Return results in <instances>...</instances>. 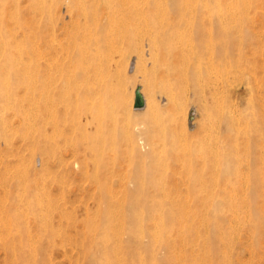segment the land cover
I'll use <instances>...</instances> for the list:
<instances>
[{
  "label": "bare ground",
  "instance_id": "bare-ground-1",
  "mask_svg": "<svg viewBox=\"0 0 264 264\" xmlns=\"http://www.w3.org/2000/svg\"><path fill=\"white\" fill-rule=\"evenodd\" d=\"M210 1L220 3V0H0V125L9 131L18 122L16 133H19L24 143H30L26 153L18 154L16 151L11 160L22 161V172L30 173L32 167L25 163L26 155L39 148L46 166L57 174H71L74 169L83 174L89 151L95 155L103 152L102 143L91 147L85 143V140L93 141L94 136L96 139L100 131H95L97 134H91L87 140L89 134H86V128L92 125L101 130L102 126L107 128V125L117 123V107L127 110V113L124 112L129 117L135 115L134 90L130 91L127 98L120 90L122 82L126 81L124 76H127V66L124 63L128 60L127 56L130 59L135 57L137 69L146 68L148 60L154 67H167L169 82L180 87L190 79L192 92L200 101L198 107L204 114L207 113L210 110V97L211 102L214 99L212 94L210 96V22L214 23L216 32L224 34L228 33V22L233 18L221 13L215 16L216 20L210 21ZM230 3L233 4V0ZM62 10H65V17L59 14ZM139 88L145 99L143 107L149 108V96L145 88ZM186 90L183 87V93L177 99L167 93L164 96L168 104L167 114L171 115L174 124H180L183 138L188 135L187 130H183ZM233 94L236 99L239 97L238 91ZM236 103L232 100L231 107ZM152 104L150 112L142 118L145 126L139 132V129L136 130L139 136L141 134L148 140L165 135L163 132L166 131L161 119L165 109L155 101ZM84 108L88 109L87 113ZM252 125L257 130V121ZM110 126L108 130L113 129H109ZM237 127L230 111L226 112L221 119L223 144L220 147L229 155L237 149ZM114 130L112 135L117 131ZM37 132L38 137L35 135ZM206 137L210 138L211 134ZM177 138H173V147L170 149L175 161L182 159L181 162L187 160L191 163L190 160L198 152L204 153L207 160L210 157V142L205 143L207 138L201 141V148L188 142L187 138L183 143ZM5 140L8 141L7 138ZM163 170L155 164L138 163L132 174L138 192L145 194L147 182L160 187V182L155 181L152 175L146 182L143 174H158ZM98 174L95 171L91 176L96 182L99 180ZM43 182H34L31 174H0L1 264H56L55 255L67 252L69 240L61 227L63 221L68 220L66 206L48 198L50 193L45 190L46 184ZM61 199H70L64 188ZM139 202V199L132 201L130 207L122 209L121 215V212L114 213L107 207L102 219L86 212L84 220L87 230L80 242L76 243L82 259L79 260L80 264H213L216 250L220 252L221 247L226 246L233 236V230L224 228L222 223L231 218L226 215L210 217L208 207L203 212L204 223L199 226L193 220L195 217L187 214L186 208H164L166 202L156 199L150 206L139 209L136 208ZM220 210L218 206L213 211ZM55 214L58 217L57 224L54 223ZM38 219L39 229L31 224V220L35 222ZM148 219L154 221L147 222ZM213 222L214 236L210 237V225ZM227 256L224 251V264H228Z\"/></svg>",
  "mask_w": 264,
  "mask_h": 264
},
{
  "label": "rangeland",
  "instance_id": "rangeland-1",
  "mask_svg": "<svg viewBox=\"0 0 264 264\" xmlns=\"http://www.w3.org/2000/svg\"><path fill=\"white\" fill-rule=\"evenodd\" d=\"M245 1L236 0L235 2V0H233L235 8L233 4L230 3L232 0H220V3L210 1V21L211 19L216 20V17L220 16L221 13H224L227 18H233L228 22V33L224 34L216 32L214 23L210 22V96L212 94L214 99L211 102L212 99L210 97V110H208L207 113L204 114V112L199 109L198 106L200 101L192 92V81L190 79H188L187 83L184 81L182 87H180L176 84H172L171 81L169 82L170 79L167 67L159 65L154 67L148 60L146 65L147 70L146 68L137 69L134 64L135 57L130 59L131 57L127 56L126 59L128 60H125L126 62L124 63V65L127 66V76H124V80L126 81L122 82L120 89L122 95L124 94L123 96L127 98L131 90H134L135 92L137 87L145 88L144 91L148 94L150 99V107L134 108L133 106L134 117H132L133 115L129 117L128 114H125V112L127 113V110L117 107L118 110L116 109V117L118 118H116V122L119 120L117 122L118 124L113 123L111 126L107 125V128L102 126L101 130L99 128V130L94 128L92 125L88 126L86 128L87 133L85 132L86 134H89L86 138L87 140L91 138V134H97L95 131H100L101 133L105 130L103 131L104 133L102 132V136L100 133L96 135V139L94 136L93 141L91 140L90 142L85 140L87 146L90 144L89 147L94 144L100 146L102 143L101 150H103V152L101 151L95 155L93 152L91 153V151H89L87 163L86 165L84 164L83 174L75 169L71 174H57L56 171H52L51 168L46 166L45 161L42 159L44 155H41V153L39 154V148L30 155H26L27 158L25 163H29L32 167V172L23 173L22 161L15 162V160L11 159L14 158L13 154L16 153V151H18V154L26 153L30 143L29 141H25L24 143L20 138L19 133H16L19 128L18 122L14 123L15 126L13 124V129L9 131L5 130V128H2L0 125V174H31V179H33L34 182L42 183L44 181L43 184H46L45 190L50 193L48 196L49 199H54L56 203H62L66 206L68 220H64L61 227L63 233L69 240L67 241L69 244L67 245L66 253L63 254V252H61L55 255L54 261L56 264H80L82 259L80 258L81 256H79L80 254L78 253L76 243L80 242L87 230L86 222L84 220L87 216L86 212L91 216L97 215L96 217L98 219H102L104 209L109 207L113 212H121V215L122 209L126 210L127 207L132 205L131 202H134L136 199L140 200L139 204L136 206V208L139 209L150 206L149 204H152L156 199L166 202L163 206L164 208L172 207L176 210H178L177 208H186V210H188L187 214L195 217L193 220L199 226L204 223L202 216L205 214L203 212L207 210L206 207L210 209V217L214 215L228 216V218H231V221H220H223L224 228L233 230L234 237L232 236V238L229 239L226 246L221 247L220 252L219 250H216L214 253L215 259L213 260V264H224V259L222 257L224 251H226L228 255V260L226 261L228 264H264V0ZM226 2L229 3L226 4ZM219 4L221 5L219 6ZM219 7L221 10H219ZM59 14L65 17V10L60 11ZM254 27L256 28L254 29ZM141 74L142 77L140 76ZM147 79H149V82ZM257 86H259V88ZM183 87H186L187 89L185 91L186 94L184 92V96L187 95V101L186 117L184 116L185 119H183V122L185 121L183 130H187L186 132L188 134L187 137H184L185 139L181 133L180 124H174L171 115L168 116L166 110L168 109V104H166V99L164 98L165 95L171 94L174 96L173 98L177 99V97L181 96L183 93ZM218 89L220 94L218 93ZM237 91L239 92V97L236 99L235 94L233 93ZM220 100L222 101L220 102ZM232 100L237 103L231 107L230 104ZM154 101L159 103L160 106L162 105L161 107L165 109L162 115H160L162 116L161 119L164 122L166 131L163 132L165 135L155 137L154 139H151V142L150 139L148 140L141 134L139 136L138 132L141 130V127L145 126L143 125L144 123L142 124V118L144 114L150 112L149 109L152 107ZM243 101L244 103L242 104ZM84 109L87 113L88 109ZM229 111L234 117L236 127L238 126L236 131H239V133H237V149H235L231 155L227 154L220 147L223 144V138L221 137L220 132L221 119L223 115ZM235 113L237 114L235 115ZM256 121L257 130H254L255 126L252 125V123ZM108 126H110L109 129H113L108 130ZM113 126L116 127L115 130ZM37 127H39V125H37ZM90 128L92 129L90 130ZM126 129H132V131H127ZM106 130L111 133L108 131L106 132ZM113 130L117 131L113 132L112 135ZM136 130H138V132ZM32 132L34 133V129ZM209 133L211 134L210 138L206 137ZM126 134H128L127 139L125 137ZM35 135L38 137V132ZM98 135H100V137ZM194 135L195 137H193ZM175 136L178 137L177 139L179 141H182H180L181 143L187 138V141L189 140L188 142L193 143L197 148H201V141L203 139L206 140L207 138L208 140L205 141V143L209 144L208 142H210V157L207 160L204 153L198 152V154L196 153V157H194L193 160H190L191 163L187 160L181 162L182 159L181 161H175L173 157L174 154L170 150L173 147L172 140ZM6 138L8 139L7 142L5 140ZM111 140L112 142H110ZM211 143L213 146H211ZM215 145L219 148L216 147L211 149V147L213 148ZM14 146L17 147L16 150L13 149ZM147 150H150V152ZM212 151H215V153ZM164 158H168V160H164ZM166 161H169V163ZM214 162L217 163V165ZM138 163L146 165L155 164L164 169L163 172L160 171V173H158L159 175L143 174L145 181L152 175L155 181L158 183L160 182V187L157 188L150 182L146 181L145 194L138 192L135 183L136 181H134L135 176H133ZM167 164L168 166L166 168ZM11 165L14 167L12 166V168ZM226 169H228V171H226ZM95 171H98L99 173L98 182L94 181L91 177ZM125 175H127V180ZM188 186L190 190H188ZM63 188L65 194L70 197L71 200L61 199ZM164 189L167 190L168 194ZM185 197L186 199H184ZM188 203L190 204V207L188 206ZM218 206L221 210L219 212H214V208ZM57 218L58 217L55 214L54 223L56 224L58 222ZM151 221L154 220H147V222ZM39 223V219L35 222L31 220V224L38 229L40 228ZM214 224L215 223L213 222L210 225V237L214 236V233L212 232ZM254 226H257V228ZM63 237L64 236H62V238ZM58 238L60 239V237ZM2 257L3 254L0 252V264L2 262Z\"/></svg>",
  "mask_w": 264,
  "mask_h": 264
},
{
  "label": "water",
  "instance_id": "water-1",
  "mask_svg": "<svg viewBox=\"0 0 264 264\" xmlns=\"http://www.w3.org/2000/svg\"><path fill=\"white\" fill-rule=\"evenodd\" d=\"M145 105V99L140 91V88H136L135 90V96H134V107L140 108Z\"/></svg>",
  "mask_w": 264,
  "mask_h": 264
}]
</instances>
